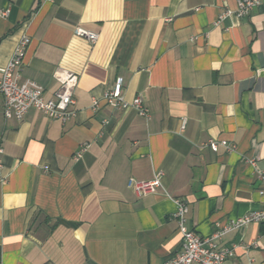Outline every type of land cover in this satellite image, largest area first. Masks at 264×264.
<instances>
[{
    "label": "crops",
    "instance_id": "0c3cea01",
    "mask_svg": "<svg viewBox=\"0 0 264 264\" xmlns=\"http://www.w3.org/2000/svg\"><path fill=\"white\" fill-rule=\"evenodd\" d=\"M6 9L0 74L26 33L20 82L46 99L57 69L79 83L66 122L34 108L6 118L0 93V264H162L182 245L177 199L204 237L264 208V0L245 16L237 0H0ZM119 82L149 118L105 100ZM159 170L155 192L128 186ZM218 244L236 246L225 264H264V222Z\"/></svg>",
    "mask_w": 264,
    "mask_h": 264
},
{
    "label": "built area",
    "instance_id": "2783aa9c",
    "mask_svg": "<svg viewBox=\"0 0 264 264\" xmlns=\"http://www.w3.org/2000/svg\"><path fill=\"white\" fill-rule=\"evenodd\" d=\"M261 2L262 0H237L236 13L238 16L249 15L253 8ZM8 14V9L0 10V15ZM74 32L78 36L87 38L92 43L97 42L99 37L97 32L83 26L76 27ZM29 44V36L26 33L22 34L8 63L0 74V93L4 96L5 117L21 119L30 109L34 108L44 112L50 118H58L66 122L74 115L72 109V105L75 103L73 92L79 83V75L69 70L57 69L54 72V77L60 83V87L53 98L46 99L44 87L40 83L33 80L19 81V70L24 64ZM104 98L114 107L124 109L133 107L140 115L146 118L150 116L141 95L136 96L131 102L124 99L121 82L112 90L106 92ZM94 104L97 106L98 101L95 100ZM186 122V118H183L182 130L185 128ZM219 142L228 145L227 140H211L209 145L213 150H217ZM89 146V143L82 144L75 155V159H80ZM2 152L3 148L0 145V154ZM163 173L159 170L155 173L154 178L144 181L131 178L128 181V186L139 196L153 193L157 188L163 187ZM258 173L261 180L258 193L264 200V169L259 170ZM176 205L177 209L174 215L178 220L179 229L183 236L182 245L171 258L162 264H225L226 259L234 254L236 246L220 247L218 244L219 238L232 228L247 226L252 222H264L263 208L232 219L227 224L220 225L219 229L212 235L204 237L195 229L187 226L188 203L177 199Z\"/></svg>",
    "mask_w": 264,
    "mask_h": 264
}]
</instances>
